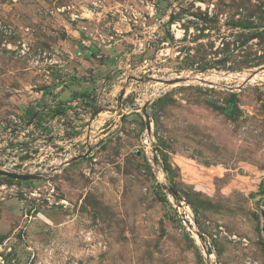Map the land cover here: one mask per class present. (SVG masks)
Returning <instances> with one entry per match:
<instances>
[{
	"label": "rangeland",
	"instance_id": "obj_1",
	"mask_svg": "<svg viewBox=\"0 0 264 264\" xmlns=\"http://www.w3.org/2000/svg\"><path fill=\"white\" fill-rule=\"evenodd\" d=\"M97 1L0 0V170L40 176L0 177V264H264V0ZM129 33L134 70L64 93Z\"/></svg>",
	"mask_w": 264,
	"mask_h": 264
},
{
	"label": "crops",
	"instance_id": "obj_2",
	"mask_svg": "<svg viewBox=\"0 0 264 264\" xmlns=\"http://www.w3.org/2000/svg\"><path fill=\"white\" fill-rule=\"evenodd\" d=\"M103 1L106 2L108 0H98L97 2L101 5ZM107 21L110 23H106ZM111 21L114 23V19L94 22V24H90L89 31L92 33L96 30L97 33L106 34L107 29L110 30L111 28ZM122 28L124 29V27ZM142 38L136 39L135 34L129 33L122 39H114L112 42L108 41L104 45L99 42L89 45V42L88 47L81 48L82 52L78 53L79 57L76 58V62L78 63L77 71L79 74H86L88 79L75 86H69L64 93H68V96L70 94H77V92L86 91L90 93L93 88L98 87L99 84L104 82V79H107V83L111 84V81L134 70L133 63L137 62L138 54L144 52L143 40L151 39V36H144Z\"/></svg>",
	"mask_w": 264,
	"mask_h": 264
},
{
	"label": "built area",
	"instance_id": "obj_3",
	"mask_svg": "<svg viewBox=\"0 0 264 264\" xmlns=\"http://www.w3.org/2000/svg\"><path fill=\"white\" fill-rule=\"evenodd\" d=\"M140 2H142V1H140ZM72 8H74L73 6H68V7H61V8H58V12L59 13H64V12H67L68 10H71ZM146 9H148V13L146 14V17H144V16H142L141 14V19H142V29L145 31L146 29H148L149 30V25L147 24V20L148 19H152L153 20V22L155 23V25L152 27V29H155V28H157L158 27V25L160 24V23H162L164 20L162 19V18H160V19H155V17L154 16H156L155 15V13H156V9L152 6V7H150V8H147V7H145ZM82 10H84V13L82 12L81 14H76V13H73V14H71L70 15V18H71V20H75V21H77V20H80V19H82L83 18V16H85V14L87 13V15L86 16H90L91 15V17H93V19L94 18H97V17H99L100 15H101V13H102V11H100V6L99 5H97V4H95V3H92L91 4V6H88V8H83ZM116 11L117 12H119V13H121V12H123V11H125V9L123 8V7H119V8H117L116 9ZM130 14H131V16H132V19L134 18L135 20L137 19V15H139V11H136V10H132L131 12H130ZM124 20H126V16L124 15V14H122V16H121ZM153 23V24H154ZM151 30V29H150ZM5 33H6V31H4V29H3V27H2V25L0 24V35H5ZM151 36V35H150ZM21 52L22 53H26V50H25V48H23L22 50H21ZM132 62H134V61H132ZM136 63V62H135ZM135 63H133V64H135ZM142 65H146V63H147V61H145V60H143L142 62ZM36 65H37V62H36ZM4 171H8V170H4ZM9 172H11V171H9Z\"/></svg>",
	"mask_w": 264,
	"mask_h": 264
},
{
	"label": "water",
	"instance_id": "obj_4",
	"mask_svg": "<svg viewBox=\"0 0 264 264\" xmlns=\"http://www.w3.org/2000/svg\"><path fill=\"white\" fill-rule=\"evenodd\" d=\"M264 69V68H263ZM262 69V70H263ZM123 93H121L122 95ZM143 115H144V119H145V125L147 130L149 129V119L148 116L142 111ZM37 116V112L33 113L30 120L27 122V126L31 125L33 120L36 118ZM102 143V142H100ZM91 149H88L87 153L84 154L83 156H87L90 153ZM80 158V157H78ZM75 158V159H78ZM0 177H4L7 178L9 180H17V181H32V180H38L40 178L39 175H31V174H18L15 172H9V171H4V170H0Z\"/></svg>",
	"mask_w": 264,
	"mask_h": 264
},
{
	"label": "bare ground",
	"instance_id": "obj_5",
	"mask_svg": "<svg viewBox=\"0 0 264 264\" xmlns=\"http://www.w3.org/2000/svg\"><path fill=\"white\" fill-rule=\"evenodd\" d=\"M263 73H264V71L259 72V73H256V74H253L252 76H245V75H243V76L241 77V80L246 81L247 77H249V78H251V79L249 80V82H253L254 79H256L257 77H259V76L262 75Z\"/></svg>",
	"mask_w": 264,
	"mask_h": 264
}]
</instances>
